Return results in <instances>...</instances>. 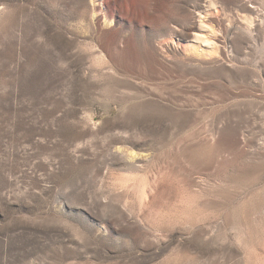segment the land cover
I'll list each match as a JSON object with an SVG mask.
<instances>
[{
  "label": "rangeland",
  "instance_id": "obj_1",
  "mask_svg": "<svg viewBox=\"0 0 264 264\" xmlns=\"http://www.w3.org/2000/svg\"><path fill=\"white\" fill-rule=\"evenodd\" d=\"M0 264H264V0H0Z\"/></svg>",
  "mask_w": 264,
  "mask_h": 264
}]
</instances>
